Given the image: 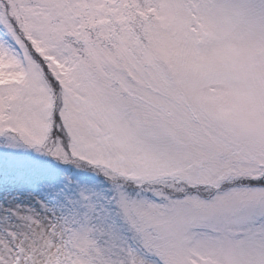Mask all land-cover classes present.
<instances>
[{
  "label": "snow or ice",
  "instance_id": "obj_1",
  "mask_svg": "<svg viewBox=\"0 0 264 264\" xmlns=\"http://www.w3.org/2000/svg\"><path fill=\"white\" fill-rule=\"evenodd\" d=\"M0 264H264V0H0Z\"/></svg>",
  "mask_w": 264,
  "mask_h": 264
}]
</instances>
